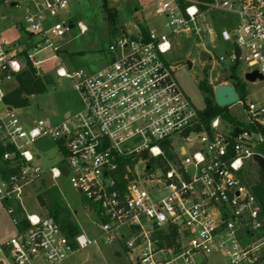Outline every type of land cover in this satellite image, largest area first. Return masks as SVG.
<instances>
[{
    "label": "built area",
    "instance_id": "obj_1",
    "mask_svg": "<svg viewBox=\"0 0 264 264\" xmlns=\"http://www.w3.org/2000/svg\"><path fill=\"white\" fill-rule=\"evenodd\" d=\"M154 1L167 31L125 25L112 32L110 60L99 69L58 66V77L72 79L81 108L57 123H25L7 96L30 65L42 77L37 67L51 56L37 55L57 56L75 24L69 0H0L20 5L25 33H0V204L15 227L0 244V264H61L98 241L120 244L134 264H208L214 254L226 264H264V211L246 181L247 162L258 164L263 138L244 127L253 121L236 125L218 115L203 123L202 109L165 59L170 34H185L206 56L203 66L222 67L217 85L234 67L264 76V0ZM220 16L224 25L216 29ZM77 27L87 31L81 22ZM10 82L15 88L6 87ZM244 109L250 120L264 115L255 101ZM41 137L59 155L52 177H67L82 195L84 210L98 219V239L82 232L70 238L42 203L41 214L26 209L25 189L43 187L37 163L43 154L33 149Z\"/></svg>",
    "mask_w": 264,
    "mask_h": 264
},
{
    "label": "rangeland",
    "instance_id": "obj_2",
    "mask_svg": "<svg viewBox=\"0 0 264 264\" xmlns=\"http://www.w3.org/2000/svg\"><path fill=\"white\" fill-rule=\"evenodd\" d=\"M104 4L114 12V21L107 17L103 10ZM0 10L2 11L0 15L1 35L14 38L20 32L24 37L25 33L21 29L24 25V12L20 5L2 4ZM68 12L71 13V20L75 23V27L69 33L57 56H52L54 53L49 50L37 55L39 59L51 56L37 67V70L42 73L41 78L46 81V87L42 93L29 95L27 106L17 107L18 115L25 123L40 118L57 123L63 120L68 113L74 114L81 108V99L72 79L58 77L55 71L58 66L65 65L70 69L83 68L87 71L99 69L110 60L108 46L113 38L112 32L124 28L125 25L134 23L145 25L146 23L150 28L167 31L164 27L167 18L157 14V3L154 0H69ZM67 15L68 13H63L61 18ZM78 21L87 27L85 33L79 32ZM223 25L224 18L220 16L216 19L214 27L219 29ZM169 40L172 49L165 54V59L175 68L176 78L186 94L197 108L203 109L209 94L200 88V83L204 82L214 89L217 86L215 78L222 67L217 65L211 71L207 63L203 66L206 56L200 53L193 37L185 34H170ZM189 59L194 63L191 68L187 65ZM238 76L241 87L236 85L227 73L218 78V81L231 84L240 92L242 102L227 106L229 113L240 122L253 121L264 125V115L258 116L259 120L252 115V120H250L244 109V103L250 101L264 104V79L248 81L243 72H240ZM15 83L10 82L6 87L15 88ZM33 149L43 154L37 161L44 170L43 187L29 186L25 189L23 198L26 209L29 212L41 214L43 207L47 212L46 206L41 207V197H44L47 191L57 190L62 198L63 206L73 213L72 219L77 222L80 232L89 239H98L102 230L95 214L84 210L82 195L67 177L53 178L51 175V167L59 163V155L54 142L48 137H41L33 143ZM247 163L246 181L252 184L250 174L257 175L259 164L251 160ZM14 233L15 227L6 213L5 206L0 204V244ZM134 259L135 255L128 253L120 244H104L98 241L70 254L61 264H134ZM226 263V259L218 254L208 258V264ZM33 264H39V262L34 261Z\"/></svg>",
    "mask_w": 264,
    "mask_h": 264
},
{
    "label": "trees",
    "instance_id": "obj_3",
    "mask_svg": "<svg viewBox=\"0 0 264 264\" xmlns=\"http://www.w3.org/2000/svg\"><path fill=\"white\" fill-rule=\"evenodd\" d=\"M103 10L106 12L107 17L114 21V12H112L111 9H109L105 4ZM230 78L236 83V85L240 86V78L235 67L232 69ZM18 82V87L11 91L7 96V101L15 107L27 106L29 95L34 93H42L45 91L46 81L45 79L36 76V69L32 65H30L18 76ZM200 88L209 94V96L206 97L205 107L199 112L203 123L208 125L212 118L221 115L226 120L236 125H241V122L229 113L227 106L222 107L218 105L215 100L214 89L212 86L206 85L203 82L200 83ZM237 92L240 96L239 90H237ZM243 125L245 128L259 133L262 136L263 140L257 145V152L264 156V125L260 123H250ZM250 175L252 177L251 185L264 211V167L259 165L257 175ZM247 182L249 181L247 180ZM41 199V203L46 206L48 213L59 222L62 229L70 238H73L80 232V227L78 226L77 222L72 219L73 213L70 209L63 206L62 198L57 190L47 191L44 194V197L42 196Z\"/></svg>",
    "mask_w": 264,
    "mask_h": 264
},
{
    "label": "water",
    "instance_id": "obj_4",
    "mask_svg": "<svg viewBox=\"0 0 264 264\" xmlns=\"http://www.w3.org/2000/svg\"><path fill=\"white\" fill-rule=\"evenodd\" d=\"M187 65L189 68L192 67V61L187 60ZM245 79L248 81H256L264 79V76L260 74L258 71L248 72L245 74ZM214 96L215 100L220 106H230L240 100V96L235 89V87L231 84H220L214 88ZM254 160L258 162L261 167H264V156L257 153L254 155ZM61 170L64 174H67L68 170L65 165L61 166Z\"/></svg>",
    "mask_w": 264,
    "mask_h": 264
},
{
    "label": "crops",
    "instance_id": "obj_5",
    "mask_svg": "<svg viewBox=\"0 0 264 264\" xmlns=\"http://www.w3.org/2000/svg\"><path fill=\"white\" fill-rule=\"evenodd\" d=\"M78 22H79V21H78ZM73 23H74V22H73ZM144 23H145V22H144ZM74 24H75V23H74ZM18 34H19V33H17V35H16V36H18ZM65 67H66V66H65ZM68 69H70V68H68ZM73 69H75V68H73ZM70 70H72V69H70Z\"/></svg>",
    "mask_w": 264,
    "mask_h": 264
}]
</instances>
